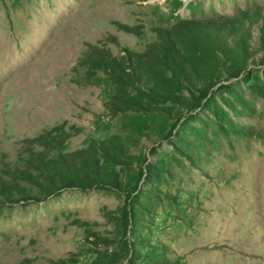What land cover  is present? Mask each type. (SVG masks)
Instances as JSON below:
<instances>
[{
	"label": "rangeland",
	"instance_id": "374dc122",
	"mask_svg": "<svg viewBox=\"0 0 264 264\" xmlns=\"http://www.w3.org/2000/svg\"><path fill=\"white\" fill-rule=\"evenodd\" d=\"M245 11L264 17V0H0V264H89L106 251L122 253L116 264H264V97L252 89L257 77L264 81L257 26L247 24L254 61L214 88L209 107L185 111L170 141L143 139L145 166L156 165L160 176L146 184L144 166L135 206L148 210L138 228L120 231L130 247L140 240L136 254L112 243L109 215L123 201L116 191L67 189L40 199L23 184L37 199L17 203L3 186L6 172L29 157V140L46 131L64 127L69 152L119 133L105 108L108 78L88 80L93 48L121 59L145 53L181 21L223 24ZM220 109L223 122L214 114Z\"/></svg>",
	"mask_w": 264,
	"mask_h": 264
},
{
	"label": "trees",
	"instance_id": "16d2710c",
	"mask_svg": "<svg viewBox=\"0 0 264 264\" xmlns=\"http://www.w3.org/2000/svg\"><path fill=\"white\" fill-rule=\"evenodd\" d=\"M247 24L257 26L264 48V17L248 11L223 24L181 21L171 31L161 32L159 42L149 45L145 53L126 51L121 59L93 48L96 57H90L88 80L97 78L101 84L104 80L98 78L99 73L108 78L104 81L110 88L105 92L109 100L105 108L118 119L119 133L92 139L86 148L74 152L68 151L70 134L61 126L29 140L32 149L24 165L6 172V197L17 203L36 200L23 184L35 188L40 199L67 189L116 191L123 201L115 215H109L117 229L112 243L118 240L121 250L136 254L140 240L135 239L130 247L126 231L131 225L138 228L140 217L148 210L143 203L135 206L148 161L142 141H170L185 111L209 107L214 88L248 68L255 57L247 49ZM252 89L264 97L261 77ZM214 114L219 121L226 120L223 109ZM258 136L264 137V131ZM145 167V183L159 181L158 167ZM122 229L126 231L120 232ZM133 234L136 236L135 231ZM120 256L122 253L106 251L89 264H116ZM57 264L78 262L62 260Z\"/></svg>",
	"mask_w": 264,
	"mask_h": 264
},
{
	"label": "bare ground",
	"instance_id": "6f19581e",
	"mask_svg": "<svg viewBox=\"0 0 264 264\" xmlns=\"http://www.w3.org/2000/svg\"><path fill=\"white\" fill-rule=\"evenodd\" d=\"M186 1V0H185ZM188 1V0H187Z\"/></svg>",
	"mask_w": 264,
	"mask_h": 264
}]
</instances>
